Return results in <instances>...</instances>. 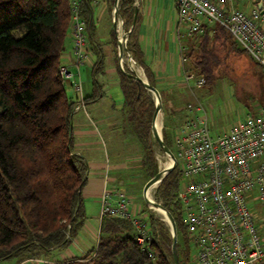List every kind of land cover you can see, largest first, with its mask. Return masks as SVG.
<instances>
[{
  "label": "trees",
  "instance_id": "trees-1",
  "mask_svg": "<svg viewBox=\"0 0 264 264\" xmlns=\"http://www.w3.org/2000/svg\"><path fill=\"white\" fill-rule=\"evenodd\" d=\"M92 1L84 0L81 5L90 34L94 27ZM127 4L122 15L129 28L134 11ZM70 28L71 0H0V264L47 256L56 248L70 246L88 217L83 191L90 166L75 149L72 124L79 99L69 96L66 80L59 74ZM220 32L232 41L229 49L247 53L227 30L208 26L197 48L189 53L193 69L205 77L206 84L214 75L210 47ZM128 49L141 65L138 44L129 41ZM101 65L102 61L93 69L95 94L101 86L97 79ZM121 77L126 101L134 108L148 90L125 72ZM148 81L156 86L150 77ZM160 93L164 107L165 97ZM147 100L153 118L155 101L150 96ZM164 141L171 148L166 132ZM167 164L169 168L170 161ZM180 181L178 164L161 181L158 193L182 238L178 242L181 264H190L182 208L175 202ZM145 221L154 237L148 251L137 243L130 220L106 218L96 247L55 264H175L170 226L153 214Z\"/></svg>",
  "mask_w": 264,
  "mask_h": 264
},
{
  "label": "built area",
  "instance_id": "built-area-1",
  "mask_svg": "<svg viewBox=\"0 0 264 264\" xmlns=\"http://www.w3.org/2000/svg\"><path fill=\"white\" fill-rule=\"evenodd\" d=\"M83 1L71 0L73 50L80 65L89 61L91 52L87 21L81 14ZM126 1L127 8L134 11L141 0H115L112 8L120 67L128 72L131 68L138 71L139 65L128 49L132 27L126 28L120 15ZM175 6L187 36L204 33L213 23L227 30L264 70V0H175ZM59 74L64 80L72 76L64 65ZM185 76L190 85L201 87L206 83L204 76L191 71ZM72 85L80 101L75 108L78 110L85 99L80 74ZM187 109L194 113L202 111L192 103ZM194 113L180 127L174 153L178 164L181 161L175 202L181 205L191 246L189 263L264 264V106L248 113L241 125L216 135L212 134L208 119ZM131 205L125 191L106 189L101 195L100 218L130 220L137 243L148 251L153 234L144 218L134 214ZM29 262L56 263L41 257L19 264Z\"/></svg>",
  "mask_w": 264,
  "mask_h": 264
},
{
  "label": "rangeland",
  "instance_id": "rangeland-1",
  "mask_svg": "<svg viewBox=\"0 0 264 264\" xmlns=\"http://www.w3.org/2000/svg\"><path fill=\"white\" fill-rule=\"evenodd\" d=\"M109 1L111 0H100L101 6L107 7ZM239 6L241 8L244 7L243 4H240ZM107 17L108 16L104 15V13L98 16L97 10L94 22L99 25L100 21L101 25L105 26L107 24ZM214 26L213 23H210V28ZM203 35L204 33H194L193 36L189 37L190 51L191 48H197ZM219 35L220 37L214 41L215 45L213 44V46L210 47L212 48V54L215 59L212 64L214 75L211 83H204L201 87H195L193 92L187 88V91H189L191 96L186 92H184L186 95L182 93L185 99L183 98L182 101H178L175 108L182 109L184 106L185 108H183V113L178 111L174 114L176 116L175 121L169 116V114H167V117L165 118L163 109L160 112L162 115V126L159 132L163 139L164 133L166 132L168 134L171 149L174 153L176 152V129L181 127L185 122H182L179 126L180 121L183 120L184 116L186 117L187 114L192 115L194 113L187 109L189 103L198 104L200 106L202 111H198L194 113V115L205 116L208 119L209 127L213 135L231 131L234 127L239 126L244 122L248 113H255L261 106H264L263 68L260 67L247 53L242 52L239 49L238 51L229 49L232 41L228 39L230 42V45H228L225 36L221 32ZM214 37H216V34L211 38L213 39ZM106 62L103 72H99L97 76V79L102 84V86L97 87V95L98 93L101 94L102 88L112 87V85H108L110 76L104 72L106 71V67H110L111 69L117 67L113 66L114 64L111 63V60L107 59ZM80 71L84 94L87 95L89 88L91 89L93 86L94 88L96 87L95 84H93L95 79L94 71L87 69L84 65L80 67ZM196 71L191 70L194 74L202 76L200 72ZM122 72L124 73V71ZM140 72H142L141 69L138 73ZM142 77L146 79L143 74ZM66 83L69 96H72L74 100H77L78 97L75 88L70 84L69 80ZM119 89L122 92L121 87H119ZM149 93L151 95L147 92L144 94L141 99L142 103L139 102L134 108L131 106L127 109L129 112L127 113V117L124 118V121H116L110 125L100 122L99 117L95 115L98 104L102 106V101H89L83 105L80 110L78 109L74 111L72 119L75 135L74 144L76 150L82 155L89 157L90 160L95 157H100L101 155L107 160L109 157L114 158L117 150L119 153H125L130 152L129 150L131 149L134 155L132 156L130 170H127L123 176L125 184L122 186V189L132 201L131 209H133V207L137 208V211L133 210L134 214L144 218V220L145 218L147 219L149 215L153 214L156 219L163 221L164 219L147 205L143 194L145 187V185L143 186L144 182L146 181L147 183L155 171L159 172L162 170L161 163L170 161V166L172 165L170 156L162 149L159 142L152 134L150 125V121L153 119L152 110L150 104L147 102V97L149 99L150 96L155 101V95L151 91H149ZM95 104H97V107ZM127 138H131L132 141L137 139L138 146L124 141ZM114 143L116 144L115 146ZM142 148L146 151L143 159H141L140 156ZM179 166H181V161ZM158 187L159 184L156 188L153 202L158 201L163 203L158 193ZM155 207L158 208L157 206ZM164 222L169 226V222L165 220ZM81 232L84 233V231ZM82 239L83 237H79L78 235L73 239V243L70 246L73 248V244L75 245V252L67 254L68 247H61L54 249L51 252L52 255H50V257H42L45 259L48 258L60 261L69 257L81 256L86 253V251L80 250L86 247V243ZM181 239V235L179 234L178 240L180 243H182ZM37 258L41 257H36L34 259Z\"/></svg>",
  "mask_w": 264,
  "mask_h": 264
},
{
  "label": "crops",
  "instance_id": "crops-1",
  "mask_svg": "<svg viewBox=\"0 0 264 264\" xmlns=\"http://www.w3.org/2000/svg\"><path fill=\"white\" fill-rule=\"evenodd\" d=\"M114 3L115 0H111L108 2L107 7H103L101 6L100 0L92 1L94 20L97 10L98 16L104 13V15H107L108 17L106 20L107 24L105 26H102L100 21L99 25L94 22L93 33L91 32L90 34L89 32L91 49L90 59L86 64H84L87 69L93 70L96 64L102 61V65L100 67H102L103 72L108 59L111 60L112 64H114L113 66L117 67L114 69L106 67V71L104 72L110 76L108 85H112V87L102 88L101 94L98 98L92 97L88 100L84 99V105L89 101H102V106L98 104L97 107V104H95L97 107L95 115L99 117L100 122H104V124L108 125L113 124L116 121H124V118L127 117V113L129 112L127 109L131 107L126 101L125 93L122 87V69L120 67V58L117 50L118 41L115 26L112 21V8ZM131 27L133 30L131 31L129 41L131 43L138 44L140 50L142 51V61L141 65L138 64V71L141 69L142 74L147 80L149 77L153 79L156 87L165 97L163 107L165 118L167 117V114H169V116L175 121L176 116L174 114L178 111L183 113V108H185V106L182 107V109L175 108L178 101H182L183 98L185 99L182 93L186 92L189 96H191L189 91H187V88L193 92L195 87H199L193 84L190 85L185 80L186 72L196 70L193 69L192 62L189 58L190 38L185 33L183 25L180 23L178 11L175 6V0H141L136 24L134 26L132 24L129 28ZM73 46L72 28H70L66 42V49L62 57V65L67 66L72 74V76L66 80V82L69 80L70 84H73V82L78 79L79 74L81 76L80 67L83 66L78 63L74 54ZM182 47H184V49H182ZM184 57L186 58L185 60ZM100 85L102 86L101 83ZM119 87H121L122 92ZM147 93L151 95L149 90ZM92 95H96L94 86L91 89H88L87 95L84 94V98ZM184 95L186 94L184 93ZM171 108H174L176 111L172 112ZM188 116L189 114H187L186 117L184 116L183 120L180 121L179 126L187 119ZM179 129L180 127L176 129L177 133ZM124 141L138 146L137 139L132 141L131 138H127ZM115 145L116 144L114 143V146ZM129 151L130 152L119 153L117 150L115 157H109L107 160H105L102 155L90 160L89 157H86L77 151L88 160L90 166L88 182L83 191L85 210L88 217L84 226L77 234L79 237H83L82 240L86 243V247L80 249L82 251H86V253L90 249L96 247L99 242L101 224L103 222L100 218L102 193L106 189L111 190L112 192L116 190H123L122 186L125 184L123 176L127 170H130L132 156L134 155L131 149ZM145 154L146 151L142 148V151L140 152L141 159L145 157ZM145 184L146 181L143 186ZM115 198L116 196L114 195V199ZM133 210L137 211V208L133 207L132 211ZM81 231H84V233ZM70 247L68 246L67 248V254L76 251L74 244L73 248ZM50 255L52 254L49 253L47 257H50ZM19 263H16V261L13 260L5 262L4 264ZM27 264L33 263L29 262Z\"/></svg>",
  "mask_w": 264,
  "mask_h": 264
},
{
  "label": "water",
  "instance_id": "water-1",
  "mask_svg": "<svg viewBox=\"0 0 264 264\" xmlns=\"http://www.w3.org/2000/svg\"><path fill=\"white\" fill-rule=\"evenodd\" d=\"M259 6L262 7L263 4L260 3ZM138 14H139V7H135V9H134L133 26L136 24V21H137V18H138ZM120 15H122V13ZM124 72L128 76L134 78V80L138 81L147 90H149L152 93H154L156 109H155V112L153 114V119H152V124H151L152 134L156 138V140L159 142V144L162 147V149L173 160V163H172L171 167H169L165 171L160 170L155 176H153L151 179H149L148 182L145 184V187H144V190H143V194H144V198H145V201H146L147 205L150 206V200L146 196L147 190L149 189L150 186H152L157 181L160 184L161 181L165 178V176L169 172H171L178 165V160H177L174 152L172 151V149L165 143L162 135L159 133V131H158L157 127H156V124H155L159 113L163 109V102H162V97H161L160 91L158 90V88L156 86H153L147 79H144L138 73V71L135 68H131L130 71H128V72L124 71ZM155 204H156V206H159L160 208H162L167 214V218H168V222H169V226H170V230H171V234H172L171 250H172V254H173L174 263L175 264H181L180 254H179V247H178L179 240H178V229H177L176 220H175L173 214L167 208H165V206L161 202L156 201Z\"/></svg>",
  "mask_w": 264,
  "mask_h": 264
},
{
  "label": "bare ground",
  "instance_id": "bare-ground-1",
  "mask_svg": "<svg viewBox=\"0 0 264 264\" xmlns=\"http://www.w3.org/2000/svg\"><path fill=\"white\" fill-rule=\"evenodd\" d=\"M141 76H142V72L139 73ZM144 78V77H143ZM156 124V123H155ZM161 126H162V115L161 113H159V120L157 121V124H156V127L159 130H161ZM160 133V132H159ZM161 134V133H160ZM171 159V158H170ZM172 160V159H171ZM172 163H173V160H172ZM161 167H162V171H165L166 169H168V164L167 162H162L161 163ZM171 167V166H170ZM159 182L157 181L156 183H154L152 186L149 187V189L147 190V193H146V196L147 198L150 200V207L158 214L160 215L165 221L168 222V218H167V215L164 214L161 210H159L158 208H156V202H153L154 200V195H155V191H156V188L158 186ZM154 203V204H153ZM155 205V206H154ZM159 207V206H157ZM162 209V208H161ZM163 220V221H164Z\"/></svg>",
  "mask_w": 264,
  "mask_h": 264
}]
</instances>
